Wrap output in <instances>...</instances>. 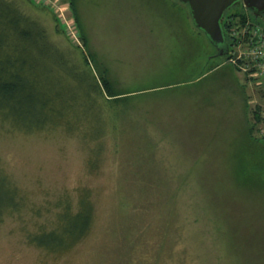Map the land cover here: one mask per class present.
Wrapping results in <instances>:
<instances>
[{
    "label": "rangeland",
    "instance_id": "rangeland-1",
    "mask_svg": "<svg viewBox=\"0 0 264 264\" xmlns=\"http://www.w3.org/2000/svg\"><path fill=\"white\" fill-rule=\"evenodd\" d=\"M4 2L44 30L42 83L68 103L40 128L0 113V178L16 202L0 211V264H264V121L248 134L264 88L215 54L189 5L76 0L86 43L49 7ZM209 55L218 66L198 77ZM84 210L78 239H33Z\"/></svg>",
    "mask_w": 264,
    "mask_h": 264
},
{
    "label": "trees",
    "instance_id": "trees-1",
    "mask_svg": "<svg viewBox=\"0 0 264 264\" xmlns=\"http://www.w3.org/2000/svg\"><path fill=\"white\" fill-rule=\"evenodd\" d=\"M2 2L4 0L0 2V113L13 125L28 129L40 128L50 123L53 118L63 115L62 107L68 103V99L61 89L49 92L42 83L41 77L44 70H40V66L43 69L44 66L41 57L47 50L44 30L34 24L23 22L20 16L14 14L13 8H10L6 2ZM70 2L80 29V36L86 42L76 0H70ZM245 16L242 12L230 13L224 20L225 35L230 49L227 19ZM211 44L214 46L212 42ZM224 57L227 58L228 54ZM212 58L214 56L209 55L198 67V77L218 66L214 65ZM194 77V74L190 75L189 79ZM99 79L107 98L118 101L123 92L116 91L105 75H101ZM255 118L256 122L251 123L248 129L249 137L254 141L258 140L255 131L257 124L264 121L258 111ZM14 197L15 193L0 178V211L7 206H13L16 203ZM90 217V212L86 210L76 214L66 211L62 215V224L58 230L37 233L33 239L39 245L59 248L64 246L67 240L82 236L89 226Z\"/></svg>",
    "mask_w": 264,
    "mask_h": 264
},
{
    "label": "built area",
    "instance_id": "built-area-1",
    "mask_svg": "<svg viewBox=\"0 0 264 264\" xmlns=\"http://www.w3.org/2000/svg\"><path fill=\"white\" fill-rule=\"evenodd\" d=\"M49 7L58 23L71 38H78L79 27L70 0H33ZM71 11L70 16L67 13ZM227 33L231 49L226 60L239 71L253 89L264 88V25L246 15L244 18H228Z\"/></svg>",
    "mask_w": 264,
    "mask_h": 264
},
{
    "label": "water",
    "instance_id": "water-1",
    "mask_svg": "<svg viewBox=\"0 0 264 264\" xmlns=\"http://www.w3.org/2000/svg\"><path fill=\"white\" fill-rule=\"evenodd\" d=\"M190 7L194 23L203 30L209 40L220 48V54H228L230 45L225 35L224 13L240 0H179ZM253 10L255 16L264 15V0H241Z\"/></svg>",
    "mask_w": 264,
    "mask_h": 264
},
{
    "label": "flooded vegetation",
    "instance_id": "flooded-vegetation-1",
    "mask_svg": "<svg viewBox=\"0 0 264 264\" xmlns=\"http://www.w3.org/2000/svg\"><path fill=\"white\" fill-rule=\"evenodd\" d=\"M236 12H242V13L248 14V15L252 16L253 19H255L256 21H259L260 23H262L264 25V15H260L258 17V20H257V17L255 16L253 10L250 8H247L241 0L236 2L228 10H226L224 13V17L226 18L227 15H229L230 13H236ZM214 47L216 50L215 54H217V53L220 54L219 53L220 48L217 46H214ZM213 55H214V53H213ZM220 55L225 56L226 54H220Z\"/></svg>",
    "mask_w": 264,
    "mask_h": 264
}]
</instances>
